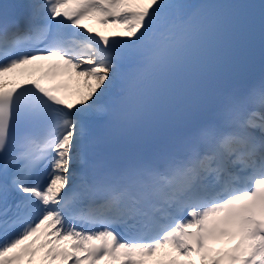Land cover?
<instances>
[{"label": "snow or ice", "instance_id": "1", "mask_svg": "<svg viewBox=\"0 0 264 264\" xmlns=\"http://www.w3.org/2000/svg\"><path fill=\"white\" fill-rule=\"evenodd\" d=\"M251 7L0 3V264H148L165 248L184 259L154 264H264V78L221 86L236 68L238 10ZM92 17L119 28L94 31ZM260 29L264 44V3ZM41 61L87 90L73 102L45 85L49 72L13 75ZM179 107L192 116L179 137L111 150ZM225 238L233 246L218 250Z\"/></svg>", "mask_w": 264, "mask_h": 264}, {"label": "bare ground", "instance_id": "2", "mask_svg": "<svg viewBox=\"0 0 264 264\" xmlns=\"http://www.w3.org/2000/svg\"><path fill=\"white\" fill-rule=\"evenodd\" d=\"M186 2L193 4L194 2H196V0H186ZM96 27L110 34H112L114 28L117 29L119 28L118 25L105 26L104 24H99ZM38 64H40L39 68H42L43 70L40 71L32 70ZM38 64L26 66L27 71L23 70L24 71L23 73H17L16 71L13 75L17 77V80H21L31 75H37L38 77H41V73L49 72L48 77L43 81L49 86L56 87L58 89V93H60L64 98L73 102L79 97L82 91L87 90V85L85 84V78L76 75L75 71L72 70L65 71L63 69L50 70L48 62L46 61H41ZM53 72H55L56 74L53 75ZM233 243L234 242L230 243L227 240V238H225V240L217 243L215 247L218 250L223 249L224 251H227L233 246ZM171 256L172 254L167 255L168 257L167 261L171 259ZM221 256H223V252H221ZM162 260L166 261L164 259ZM37 261H39V259H37ZM154 261L150 264H154ZM222 264H228L226 257L222 259Z\"/></svg>", "mask_w": 264, "mask_h": 264}]
</instances>
